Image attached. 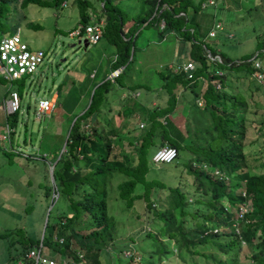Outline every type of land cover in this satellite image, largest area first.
I'll list each match as a JSON object with an SVG mask.
<instances>
[{
	"label": "trees",
	"instance_id": "1",
	"mask_svg": "<svg viewBox=\"0 0 264 264\" xmlns=\"http://www.w3.org/2000/svg\"><path fill=\"white\" fill-rule=\"evenodd\" d=\"M5 1L8 2L0 0V4ZM47 1L21 0V5ZM50 1L61 7L67 4V0ZM73 1L79 7V23L85 27L91 19L88 13L91 1ZM203 1L99 0L102 5L97 11L98 20L105 22L101 37L116 48L111 72L121 70L112 80H104L94 88L87 108L74 118L73 124L74 119L66 120L65 133L61 136L58 134V140L54 139L56 134L50 132L52 126L44 128L45 137L38 149L46 167V161L54 163L59 157L53 168L54 182L50 181L48 174L43 175L46 177L44 196L47 199L52 196L51 201H54V195H57V200L61 198L65 203L58 221L47 220L45 232L48 230V234L42 239L46 254L54 258L57 264H63L65 260L68 264H101V251L118 247L114 242L118 231L108 211V185L117 177L121 178L116 183L121 199L126 201L128 207L137 200H143L147 220L154 225L153 230H145L144 240L149 243L147 249L151 250H148V257L143 258L144 264H156L153 260L155 252L160 254L159 257L164 254L175 258L174 264H264V150L257 152L252 160L245 150L247 94L240 87L234 90L233 86L231 92H224L226 75L234 73L241 85L245 80H251L255 84V91L264 95V79L258 81L255 76L258 71L264 73L258 60L264 56V30L257 34V49L260 51L233 61L208 39L216 36V32L213 36L209 35L216 23L222 28L224 23L232 22L231 18L224 20L216 14V20L206 35L199 33L195 15L204 8ZM211 6L217 13L218 9L228 13L235 11V15L242 18L251 11L261 10L264 13V0H214ZM161 22H164L162 28ZM142 27H153L160 38L167 34L174 35L179 44V58L186 57L180 62L192 61L195 70L191 78L182 71L173 72L168 66L165 72L159 71L162 87L169 94L167 105L151 111L150 123L144 132L137 135L141 137L136 146L137 160L132 162L120 143L123 135L132 132H123L129 118L124 122H121V118L126 111H131L129 114L132 116L133 110H137L136 104L119 110L116 124L110 97L116 87L130 88L127 79L122 76L135 60L138 49L136 38ZM17 31L15 26L9 34ZM229 35V32H225L223 36L228 40L231 39ZM256 62L260 68L255 66ZM217 71H222L223 76H218ZM0 81L5 80L0 77ZM217 82L221 84L219 89L216 88ZM200 84V90L196 91L195 87ZM142 86V83L135 85L136 88ZM186 88L195 97V102L188 108L185 102L178 101L177 94ZM10 91V88H3L0 98L9 96ZM17 91L21 100V91ZM128 96L125 95L123 101ZM198 101L202 104L199 105ZM181 103L184 106L181 109L185 118L183 127L169 118ZM159 114L164 115L161 120L157 118ZM3 115L2 122L8 121L13 128L8 147L12 150L21 113L17 110ZM262 127L264 119L258 129ZM23 142H26L25 137ZM164 145L176 149L175 158L169 162L175 167L178 166L181 152H187L184 168L191 177V183L186 190L180 180L167 185L164 181L147 177L149 164L155 163L152 159L154 153ZM152 146L155 149L150 152ZM164 189L167 190L166 194ZM245 205L248 211L240 218L239 208ZM82 224L88 228L85 234L79 231L83 228ZM59 238H63L62 243ZM14 241L10 242L11 246ZM39 241L30 237L19 240L24 251ZM75 245L80 251H76ZM135 247L132 251L137 250ZM125 258L130 263L134 256Z\"/></svg>",
	"mask_w": 264,
	"mask_h": 264
},
{
	"label": "rangeland",
	"instance_id": "2",
	"mask_svg": "<svg viewBox=\"0 0 264 264\" xmlns=\"http://www.w3.org/2000/svg\"><path fill=\"white\" fill-rule=\"evenodd\" d=\"M90 1L88 11L98 13L99 0ZM0 6L2 7L0 38L2 35L11 33L12 28L16 26L31 48L42 49L46 53L44 61L34 74L25 76L21 80L0 81V97L3 94V88L20 90L22 94L19 108L21 123L14 135L13 149L8 148L10 141L0 144V228H2L0 231L3 232L1 234H7L11 241L28 236L41 240L48 234V230L45 232L47 220L58 221L59 214L65 209V203L61 198L57 200V195H54V201H51L52 196L47 199L43 193L46 174L52 182L49 171L52 163L46 161V167L44 160L40 157L42 154L38 151L40 142L45 137L43 129L52 126L50 132L56 134L54 139L58 140L65 133L66 120H73L83 113L94 88L108 79L109 68L105 75L102 74L104 61L107 60L105 57L107 48L112 46L104 37H101L97 44H90L85 48L83 43H78L79 39H84V32L80 36L70 35L72 31L81 27L79 7L73 0H67L66 6L63 7L50 0L30 2L27 5H21V0H11L1 3ZM214 10L213 6H207L197 12L199 17L205 13L209 17L204 24H198L199 33L200 30L206 33L212 28L216 20L212 17ZM260 11H251L244 14L242 18L235 15V11L228 13L224 9H218L219 17L222 16L224 20L231 18L232 22L224 23L222 28H216L214 25L213 30L216 36L208 37L209 41L215 42L218 50L233 61L245 55L258 53L260 50L257 49V34L264 30V13ZM156 32L153 27L140 29L136 38L138 49L135 52V60L127 69V73L122 76L127 79L130 87L128 90L139 92V95L135 94L138 95L137 97L127 93L128 97H135H127L122 106L131 108L132 103H135V109H137L136 111L132 109V116L129 114L131 111L124 112L121 118V122L129 118L123 132L128 130L132 132L123 135L120 143L123 145V151L132 158V162L137 160L136 146L141 138L137 135L144 132L150 123L151 111L155 107L161 108L167 105L169 94L162 87L163 81L159 71L165 72L168 65L186 59V57L174 56L177 51L174 35L167 34L162 42H159L156 40ZM225 32L230 33L231 39L227 40L223 36ZM258 60L264 70V56H260ZM139 83L144 86L136 88L135 85ZM238 83L239 79L235 78L234 73L226 75L224 92H231L233 86L234 90L240 87L247 94L248 111L245 118L248 128L245 150L249 159L252 160L257 152L264 150V127L258 129L261 120L264 119V95L255 91V84L251 80H245L242 85ZM200 86L201 84L195 87V90L199 91ZM188 89L177 93L178 101L185 102L186 108L195 102L194 94ZM55 94L58 95V99L54 103L51 115L39 118L35 113L39 100L52 101ZM7 98L8 96H5L0 99ZM182 103L169 115V118L174 119L180 127H183L185 122L181 113L184 107ZM2 112L1 109V122L4 116ZM163 116L159 114L157 118L161 120ZM118 121L119 117L115 114V123L117 124ZM141 123L144 127L140 126ZM24 137L26 142H23ZM6 148L8 149L4 150ZM154 149L155 146H152L150 152ZM26 156L31 158L28 159ZM180 156L176 167L172 163H150L147 177L159 179L167 185H173L180 180L183 189L186 190L191 183V177L184 168L188 158L187 152L182 151ZM120 179V177L114 178L108 185V211L118 231L114 241L118 247L104 248L100 254L101 264H144L143 258L146 259L148 250H151V248L147 249L149 243L144 240L145 230H153L154 225L147 220L148 215L143 200H137L128 207L126 201L121 199L116 189V183ZM163 191L167 193L166 189ZM157 221L156 219L155 222ZM81 226L83 228L79 230L80 234L87 233L88 228L83 224ZM5 235L0 237L3 238ZM162 239L166 241L165 238ZM134 246L137 250L132 251ZM74 247L76 251H80L76 245ZM122 249L131 250L133 256L139 258L129 263V259L123 256ZM153 254L156 264H174V261L176 263L175 258L172 259L169 255L162 254L159 257L158 252ZM158 259L161 261L158 262ZM63 264L68 263L65 260ZM70 264H84V262Z\"/></svg>",
	"mask_w": 264,
	"mask_h": 264
},
{
	"label": "built area",
	"instance_id": "3",
	"mask_svg": "<svg viewBox=\"0 0 264 264\" xmlns=\"http://www.w3.org/2000/svg\"><path fill=\"white\" fill-rule=\"evenodd\" d=\"M65 4V3H64ZM214 4V0H205L202 2V7L211 6ZM104 20L99 19L87 24L85 27H80L78 30H74L70 33L71 36H80L84 32V39H86L88 45L95 44L101 37L104 27ZM161 28L164 22H161ZM216 28L220 27L219 23L215 24ZM82 29V30H81ZM215 30L209 32L210 36H213ZM82 43L83 39H79ZM46 56V53L42 49H34L29 46L27 41L22 38L19 31L9 35H3L0 39V77L6 81H16L21 80L25 76H30L34 74L38 67L42 64ZM255 66L260 68L258 62ZM169 68L175 73L182 71L188 78H191L193 71L195 70V64L192 61H185L182 63H177L176 65H168ZM118 71H114L113 74H117ZM218 76H223L222 71H217ZM255 76L258 81H263L264 73L256 72ZM216 88H221L219 82L216 83ZM201 105L202 102L198 101ZM54 107V102L48 99H40L36 107V115L39 118L44 116H50ZM3 113L5 115H10L20 108V96L17 90L11 89L10 94L7 99L2 101L0 105ZM141 127L143 124L141 123ZM13 128L8 121H0V144L10 141V134ZM176 156V149L169 145H164L160 147L153 155L152 159L155 163H169ZM247 206H242L239 208V217L243 218L247 213ZM59 242H63V238H59ZM44 245L42 240L39 241L32 248L19 254L17 259V264H57L54 258L44 252ZM124 257H132L133 254L130 250L124 251ZM82 256V255H81ZM139 257H134L133 260Z\"/></svg>",
	"mask_w": 264,
	"mask_h": 264
},
{
	"label": "crops",
	"instance_id": "4",
	"mask_svg": "<svg viewBox=\"0 0 264 264\" xmlns=\"http://www.w3.org/2000/svg\"><path fill=\"white\" fill-rule=\"evenodd\" d=\"M8 1H11V0H8ZM99 5H102V3H100ZM88 13H89L90 18H91L90 19V23L93 22V21H97L98 20V16H99L98 13H92L90 11H88ZM216 14H217V12L214 11L213 14H212L213 19H215ZM208 18L209 17H208V15L206 13L201 15L200 17L198 16V14H196L195 15V23L197 25L200 24V23L204 24L208 20ZM200 33L203 34V35H206V33L203 30H200ZM162 39L163 38H160L158 36V33L156 32V40L159 41V42H162ZM98 41H97V43H98ZM111 46L112 47H108L107 48V54L105 56L107 60H105V61L103 60L104 61V67H103L104 70H103V74L102 75H105L107 73V68H109V72H108L107 75H109L108 79L110 78L112 80V78L115 77L120 72L119 69H121V68L117 69V71H119L117 74H113V71L111 72V63L114 62V60L116 59V48L113 45H111ZM175 48H177V51L174 54V56L175 55L176 56H180L179 44L177 42H176ZM127 93L130 94V95H132V94L135 95L136 93H138V95H139L138 90L132 92V91H130V90L124 88V87L119 86V87H116L115 92L113 93L112 97H110V100L112 101L111 104L113 106V109L111 111H113L115 114H117V112L119 110H121L120 108H123L122 107L123 103H124L123 100H124V97H125V95ZM57 97H58V95L55 94L53 99H52V101L54 103H56V100L58 99ZM134 97H131V98H134ZM119 105H121V107ZM186 110L188 112V109H186ZM116 116L119 117L118 114ZM1 229L2 228H0V230ZM1 233H3V232L0 231V236H3V234H1ZM30 238H32V237H30ZM32 239H34V238H32ZM34 240H38V239H34ZM0 242L3 243V244L2 243L0 244V264H17L16 260L18 259L19 253L21 254L22 252H24V250H22V243H20L19 240H15L14 243L12 244V246H11V243H10L11 242V238L8 235L7 236L5 235V237H3V238L0 237ZM12 255H14L13 258H12Z\"/></svg>",
	"mask_w": 264,
	"mask_h": 264
},
{
	"label": "water",
	"instance_id": "5",
	"mask_svg": "<svg viewBox=\"0 0 264 264\" xmlns=\"http://www.w3.org/2000/svg\"><path fill=\"white\" fill-rule=\"evenodd\" d=\"M78 43L80 44L81 41L78 40ZM82 43H83V45H84L85 48L88 46V43H87L86 39H83ZM254 58H255V56L252 57V60H253ZM120 70H121V69H119V71H120ZM119 71H118V72H119ZM91 95H92V94H91ZM74 121H75V119L72 121V124L74 123ZM67 136H68V135H67ZM66 139H67V138H66ZM65 144H66V140H65V142H64V144H63V147H62V149H61L60 155H61V153H62L63 150H64ZM58 158H59V157H58ZM58 158H57V160H58ZM57 160H56L54 163H52V165H50V169H49L52 182H54V178H53V175H52V174H53V168H54V166H55ZM46 224H47V222H46ZM46 224H45V226H46ZM42 239H43V238H41V240H42Z\"/></svg>",
	"mask_w": 264,
	"mask_h": 264
}]
</instances>
